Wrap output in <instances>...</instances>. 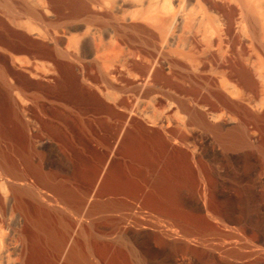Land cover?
Masks as SVG:
<instances>
[{
	"label": "bare ground",
	"instance_id": "6f19581e",
	"mask_svg": "<svg viewBox=\"0 0 264 264\" xmlns=\"http://www.w3.org/2000/svg\"><path fill=\"white\" fill-rule=\"evenodd\" d=\"M168 158L208 215L215 169L264 179V0H0V264H264Z\"/></svg>",
	"mask_w": 264,
	"mask_h": 264
},
{
	"label": "rangeland",
	"instance_id": "374dc122",
	"mask_svg": "<svg viewBox=\"0 0 264 264\" xmlns=\"http://www.w3.org/2000/svg\"><path fill=\"white\" fill-rule=\"evenodd\" d=\"M197 134L201 137L207 136V133L200 129L196 131L195 136H197ZM218 147L220 148L219 144ZM232 156H235L236 158V154L232 153ZM207 159L209 160V158L206 157V160ZM226 163L230 168V173L228 175H221L215 169L217 174L215 176L213 174L211 177L213 188L212 194L214 196L212 203L220 208V214L212 210L211 212H208L210 214L208 215L204 210L201 196L196 191L195 183L198 179L196 178V175L193 174L194 170H192V167L185 162L184 158H168V160H162L161 171L168 182L169 191L172 194L176 193L177 197L180 199L177 206L180 214L183 217L190 219L186 224L195 227L196 236H205L206 238L215 240L227 239L228 235L226 234L235 229H230L229 227V229H227L225 225L229 224L234 226L235 224L232 223V218H238L244 225L256 229V241L258 244L264 245V179L258 177L254 171L251 172L250 175H245L244 167L240 160L235 162L231 161L230 163L228 161ZM215 166L217 167L216 164ZM195 168L197 167H194V169ZM231 186L235 190L231 189ZM230 196L236 197L235 201L232 203H238V205L233 206L229 203L231 202ZM197 199L199 201H196ZM225 202L228 205L225 204ZM211 213L221 221V223H218L217 225L224 234L213 233L204 228L206 225L202 222V215L207 214L208 216H211Z\"/></svg>",
	"mask_w": 264,
	"mask_h": 264
}]
</instances>
